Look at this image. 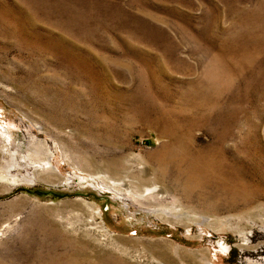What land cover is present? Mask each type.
I'll list each match as a JSON object with an SVG mask.
<instances>
[{
  "label": "rangeland",
  "instance_id": "1",
  "mask_svg": "<svg viewBox=\"0 0 264 264\" xmlns=\"http://www.w3.org/2000/svg\"><path fill=\"white\" fill-rule=\"evenodd\" d=\"M9 153L0 264H264V0H0Z\"/></svg>",
  "mask_w": 264,
  "mask_h": 264
},
{
  "label": "bare ground",
  "instance_id": "2",
  "mask_svg": "<svg viewBox=\"0 0 264 264\" xmlns=\"http://www.w3.org/2000/svg\"><path fill=\"white\" fill-rule=\"evenodd\" d=\"M19 165V162L17 161L15 154L14 153H9V159L3 163L2 165H0V179H5V180H10V181H16V180H26V182L31 183L36 181L39 178L40 173L45 172V168H43L41 165H39L38 167H36V169H34L33 173L28 174L26 176L21 175L20 179H17V176H14V174L12 173L13 170H15L17 168V166ZM90 176V175H89ZM105 177V175H99L97 177H93L90 176V181L89 183L97 189L100 188H104L106 190H108L113 197L119 198V199H128L129 198V194H132L134 198L138 199V198H144L150 195H155V196H161V190L159 188V186L155 185V184H151L150 186H146L144 188V193L141 194H137L135 192L131 191V188L129 187L128 183L125 182V179H121V180H114L111 179L108 184H103L98 183L100 178ZM121 186H125V192L126 195L124 196V194L120 191V187ZM128 194V195H127ZM136 194V195H135ZM157 211H161L165 214H163L165 216V218L167 220H180L182 213L178 212V209L176 207L173 208H158L156 209ZM155 210V211H156ZM221 247V246H220Z\"/></svg>",
  "mask_w": 264,
  "mask_h": 264
},
{
  "label": "water",
  "instance_id": "3",
  "mask_svg": "<svg viewBox=\"0 0 264 264\" xmlns=\"http://www.w3.org/2000/svg\"><path fill=\"white\" fill-rule=\"evenodd\" d=\"M224 246H225V247H224V248L222 247V249H223V251H224L225 253H227V252L229 251L230 247H229L227 244H225Z\"/></svg>",
  "mask_w": 264,
  "mask_h": 264
},
{
  "label": "flooded vegetation",
  "instance_id": "4",
  "mask_svg": "<svg viewBox=\"0 0 264 264\" xmlns=\"http://www.w3.org/2000/svg\"><path fill=\"white\" fill-rule=\"evenodd\" d=\"M222 242V241H221Z\"/></svg>",
  "mask_w": 264,
  "mask_h": 264
}]
</instances>
